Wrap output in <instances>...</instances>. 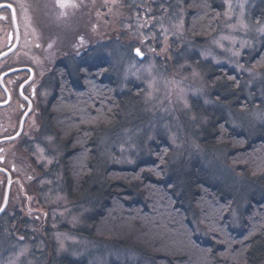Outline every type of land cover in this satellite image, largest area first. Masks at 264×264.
I'll use <instances>...</instances> for the list:
<instances>
[{
    "label": "rangeland",
    "instance_id": "obj_1",
    "mask_svg": "<svg viewBox=\"0 0 264 264\" xmlns=\"http://www.w3.org/2000/svg\"><path fill=\"white\" fill-rule=\"evenodd\" d=\"M57 1L60 11L47 13L53 21L39 19L47 37L61 38V49L72 45L77 60L79 54H86L89 61L111 59L110 75L117 78L120 88H140L141 98L130 103L123 113L124 127L97 142L100 157L95 177L100 178L103 170L112 165H132L139 157L146 158L148 146L164 137L172 150L169 166L199 161L234 196L236 204L229 219L231 227L239 230L240 211L253 197L264 198V187L230 167L222 147L209 149L200 145L207 118L194 107L221 106L214 101L193 54H198L200 62L227 66L246 76L242 90L249 109L223 110L231 127L250 139L256 138L257 128L264 124V72H255L241 61L244 52L257 51L264 41V6L259 24L253 17L256 5L264 0H222L224 11L219 29L203 44L185 33L183 0ZM110 8L114 12L106 19L103 16H108ZM112 16L116 18L111 19ZM86 20L100 24L85 33L82 28L87 29ZM98 46L103 51L95 53ZM137 49L142 58L134 55ZM39 103L43 108L47 101ZM42 124L29 138H21L19 155L13 147L0 154L5 164L16 167L15 178L24 172L17 162L26 165L24 181L17 179L25 194H30L23 195L19 209L22 214L11 212L9 206L3 211L6 215L0 220V264H60L62 258L88 264H149L132 249L116 248L89 237L87 216L92 211V200L82 196L73 201L67 196L60 166L64 150ZM27 155L43 169V176L36 183ZM52 166L56 175L49 181L46 176H53L49 169ZM193 226L199 235L198 230H202L197 224Z\"/></svg>",
    "mask_w": 264,
    "mask_h": 264
},
{
    "label": "trees",
    "instance_id": "obj_2",
    "mask_svg": "<svg viewBox=\"0 0 264 264\" xmlns=\"http://www.w3.org/2000/svg\"><path fill=\"white\" fill-rule=\"evenodd\" d=\"M263 6L260 2L255 7L256 24L261 22ZM183 9L187 37L203 44L216 34L224 11L222 0H183ZM97 24L100 22L87 23L88 32ZM98 47L95 53L103 51ZM193 57L214 101L221 106L194 107L207 118L200 145L222 147L230 167L264 187V124L257 128L256 138L250 139L229 125L223 110L249 109L242 90L246 76L227 66L200 62L198 54ZM79 59L73 74L60 70L44 125L64 150L60 166L67 196L73 201L82 196L92 200L87 216L89 237L132 249L149 264H264V198L253 197L248 202L239 214V230H234L229 219L236 204L234 196L199 161L169 166L172 150L166 138L152 142L146 158L141 156L132 165H112L100 178L95 177L100 157L97 142L124 127L123 113L141 98L140 88H120L117 78L110 75L109 58L88 61L87 65L85 59ZM241 64L264 72V41L257 51L244 52ZM27 156L36 183L43 169ZM17 164L24 170L19 174L24 181L28 169L23 162ZM49 169L53 176L46 178L53 181L56 174L53 166ZM14 206V202L9 204L11 212L18 211ZM196 224L204 233L198 230L197 235ZM60 264L88 263L62 258Z\"/></svg>",
    "mask_w": 264,
    "mask_h": 264
},
{
    "label": "flooded vegetation",
    "instance_id": "obj_3",
    "mask_svg": "<svg viewBox=\"0 0 264 264\" xmlns=\"http://www.w3.org/2000/svg\"><path fill=\"white\" fill-rule=\"evenodd\" d=\"M59 7L57 0H0V55L8 52L0 58V140L15 136L24 118L22 131L16 139L7 143L0 141V154L13 147L19 155L21 138H29L35 127L42 122L46 123L47 106L55 93L60 70L63 69L70 75L75 72L77 54L74 53L73 46L69 44L65 45L68 49H61V38L56 35L47 37L45 29L40 28L43 24H40L39 19L42 17L45 22H52L47 13L51 10L60 11ZM66 10L68 9H64ZM38 11L41 12L40 17ZM103 17L107 19L105 15ZM68 39L70 40V36ZM79 55L87 65L89 60L86 54ZM42 100L47 101L43 108L39 103ZM16 142L18 144L14 147ZM8 165L10 164H5L4 158L0 156V169L9 172L11 176L7 207L14 202V209L18 210L14 213L20 214L23 195H28L20 185L21 182L13 175L16 167ZM1 170L0 209L7 190V176ZM4 213L0 214V220L6 215Z\"/></svg>",
    "mask_w": 264,
    "mask_h": 264
},
{
    "label": "water",
    "instance_id": "obj_4",
    "mask_svg": "<svg viewBox=\"0 0 264 264\" xmlns=\"http://www.w3.org/2000/svg\"><path fill=\"white\" fill-rule=\"evenodd\" d=\"M6 54H8V52H6V53H3L2 55H0V58H2L3 56H5ZM134 55L135 56H137L138 58H142V54H140V55H137V50H134ZM23 120H24V118L22 119V122H21V125H20V128H19V131H18V133L15 135V136H13V137H11V138H8V139H1L0 141H2V142H4V143H7V142H9L10 140H14V139H16L19 135H20V132L22 131L21 129H22V126H23ZM1 170V169H0ZM2 172H5V174H6V176H7V190H6V196H5V198H4V202H3V205H2V207H1V209H0V214L1 213H3V211L6 209V207H7V204H8V195H9V188H10V184H11V176H10V174H9V172H7V171H4V170H1ZM17 178H19V177H17ZM20 180H21V178H19ZM22 181V180H21ZM27 195H29V194H27ZM29 197V196H28Z\"/></svg>",
    "mask_w": 264,
    "mask_h": 264
},
{
    "label": "snow or ice",
    "instance_id": "obj_5",
    "mask_svg": "<svg viewBox=\"0 0 264 264\" xmlns=\"http://www.w3.org/2000/svg\"><path fill=\"white\" fill-rule=\"evenodd\" d=\"M137 55H140L139 49H137Z\"/></svg>",
    "mask_w": 264,
    "mask_h": 264
}]
</instances>
